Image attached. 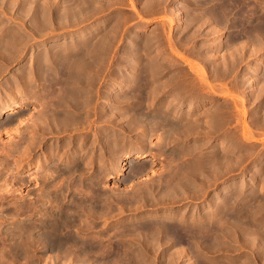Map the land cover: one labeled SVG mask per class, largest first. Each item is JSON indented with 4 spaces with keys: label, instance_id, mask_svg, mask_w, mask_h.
<instances>
[{
    "label": "rangeland",
    "instance_id": "1",
    "mask_svg": "<svg viewBox=\"0 0 264 264\" xmlns=\"http://www.w3.org/2000/svg\"><path fill=\"white\" fill-rule=\"evenodd\" d=\"M39 1L40 0H36V1L35 0L30 1L29 0L27 2H26V0H0V54L1 53L5 54L4 56H3V54L0 55L2 57V58H0L1 62H2V64H1L2 66L0 65V70H1V72H0V101L2 100L3 94H7L8 92H9L8 94H10V92H13L14 90H15L14 92L18 91L19 95H18V97H16V103L18 105L20 104V106L16 109V113H17L16 115L17 116L19 115L18 117L22 121L21 124H19L18 121H14L15 123L12 122L11 123L12 125L10 124L9 126L8 125L6 126L2 123V122H4V116L0 117V151L2 150L5 153L4 154L2 151H1L2 153L0 152V159L2 160V161L0 160V162H5V165L7 163L8 164L14 163L13 157H15L19 154L18 153H17V155H16V153L7 154L5 150H10L11 149L10 147L13 145V143L15 145V142H17L16 140L18 138L23 140V138L25 137L24 138L25 141L23 144L24 147L26 146V143L30 144V142L27 141L28 140L27 138L30 135V133L28 132V129L30 127L29 124H31L33 122L30 119L32 118L34 120V117H35V115H37L36 113L38 112V110H37L38 106L35 107V103L33 100L31 101V103L29 101V98H33V97L31 95H29V97H28V95H27L29 93V91H27V89H28L27 83H25L26 85L24 84L23 85L24 87L22 86V88L20 90H18L19 88H17V86L19 84L18 81L23 82L24 80H29L27 77L28 73L32 72L34 67L36 66V64H34L35 61H33V60H35V58L40 54H43L45 52L48 53L49 51H51V53L56 52L59 54H61L63 52L64 53L69 52L72 55L74 53H78V51H79V56L83 60L79 64L81 66L85 65L84 68L83 67L82 68L85 69L86 73L88 71V74L92 75L93 78L98 76L95 78L98 80L96 81L92 78L93 81H91L90 84L92 85L91 88H93V90L95 88L94 91L95 92L98 91V93H99L98 98H96L94 103H93V105L95 103H97L96 105H94L95 111H96L95 112L96 117L94 119H95V121H97L99 123V125H97L98 124L97 122H94V125H92L93 127L92 126L88 127V124H89V121H88L87 126L85 127L86 130L84 129L83 131H81V133L74 134L72 137H71V135H69V133H67V134L64 133L58 138L53 137L51 139L47 136V139H48L47 142L49 143L51 141H61V143H62V142H65L69 139H72L75 141L72 144V150H74L76 148V146H78V143H79L78 141L80 140V138H77V137L86 136L84 138L85 140L83 143L82 151L84 150V152H86V151L90 152L91 151L90 150L91 149L90 148L91 147V141L93 139L92 136H93V134L97 133L98 140H99V138H100V140H99V142H97V144H95L94 155L97 157V155L99 156V154H100V156H101L100 158L103 160V159H105L107 154L104 153V151H106V150L102 149L104 147L101 146V144H100L103 142L101 136L99 135V133L101 132L100 130H108V129H110V127L111 128L115 127L114 129H112L114 131H116V128H117V130H120V129L125 130L124 127H128V123H126V122H128L129 116H127V115H131L134 112V110H133L134 106H132V105H134L135 101H137L134 99V98H136L135 93L138 94V92H136L137 91L136 87H135L136 91H135V89L133 90L134 91L133 92L134 95H133L132 91H131L132 88H129V90H128L126 83H123L122 87H121V91L117 92L118 94L114 98L115 101H113V105H112V103L109 102V99L113 96V94H112V93H114L113 91L115 89H117L115 83L119 82V81H123L124 75L122 72H126L128 70L127 67L131 68V66H133L134 54L140 55L138 67L142 72V75L140 72V75L143 78L141 80V85H143V89L146 88V90L142 89L141 90L142 92L140 91L141 95H144V98H145V99L143 97L140 98V99L144 100V101L142 100L141 103H142V105L148 104L149 106L152 104V106H150V107L148 106V107L150 110L151 109L153 110V109L157 108V106L159 107L160 106L159 104H165L166 101H169L172 98V94L176 92L175 88L176 87L179 88V86H180V85L177 86L175 84L181 83V81L183 82L181 85H184L185 89L181 86L179 88V89H182V91L180 90V92H182V93H190V91H189L191 89L190 86H194V88H196V85H197V87H198V85L200 84L199 81H198L199 84L197 82H194V84L195 83L196 84L190 85V86H189V84H193V83L188 82L190 80L197 81L196 79L198 77H200L199 75H197V73L193 72L194 70L199 71V69H201V68L203 70H206L205 73L208 72L207 73L208 76H207V74H206V76L208 77L209 84L211 85L212 82L210 83V80L214 79L213 78L214 74L212 72L213 70H211L213 64H214V66H216L217 64L219 65L220 63H223L222 57L225 58V62H226L225 64H227V62L229 60L228 58H230L231 55H233V52L236 51L234 54H236V56H237V54L239 55L238 59L244 57L241 59L242 61L239 60L238 62H235L234 63L235 65H233L234 69L232 68V71L225 73L227 75H225L226 77L224 76L225 77L224 79L220 77L222 80L219 79V81H218L216 79H218L219 77L215 78L216 82L213 81L212 84H213V86L215 85L217 87L214 86L213 92L211 94H209L210 96L209 95L205 96V98L202 99L203 102L200 103V101H196L195 98L194 99L192 98L194 100L193 102H194L196 108L192 112L193 115L191 114L189 116V118L191 117L192 119L190 118L188 121H189V123H190V121L192 123V121L194 119H196V120H198V119L203 120L204 119L203 121L208 120V122H210L209 119L207 117H206L207 118L206 119L205 116L203 117V115L201 113H204V112L207 113V112L213 110L214 106H221V107H227L228 106V107H230V106H232V105H234L240 101L238 103L239 105L236 104L238 116L236 114L237 117H235V118H237V120H238L241 117L240 119L244 122L245 128L248 129L249 131H251L252 134H254L253 135L254 138L250 141L245 140L243 138V136L241 135V129L239 126H237V130L233 129L234 125L236 124L235 122H237V121H233L229 125V127H231V126L232 127L226 131L227 133H223L222 134L223 136L220 135L221 137L219 136V134H215V135H213L214 137L208 136L205 139H200V140L198 139L197 140L196 135L191 134L190 136H188L186 138V140H188V141H186L185 138H183L182 140L185 142V144L187 146L185 145L186 146L185 152H183V155L180 156V157H183V159L188 160L186 163L191 165V162L195 161V159L197 160L199 158L198 159L199 162L204 164L205 162H208V161L211 162V161L216 160L217 158H220V156L222 154L224 159H228V160L232 161V163H231V166L233 168L232 171L226 175L224 174L222 176V178H218L214 182L212 181L213 183L211 181H208L206 184V181L201 179L202 177L197 178L196 177V176H198L197 174H195V176H193L194 173L192 172V169H191V167H193V166L190 167V165H189V167L186 168V171L188 170L187 174L189 175L188 179L191 180V176H192V179L196 177L198 180L197 179H194V180L198 181V184L202 182V183L206 184L207 186L206 187L204 186L202 189L196 191V193H190L191 195L188 194L189 196H187L185 198L186 200H182L179 202H173L174 204L170 203L171 201L168 199L169 196L166 197L167 195L166 196L164 195L165 194L164 191H161V192L157 191L158 190L157 186L161 183L164 184L166 176H167L165 171H168L166 168L167 163H165V162H167V157L164 156L163 154L166 155L170 151L168 149V150H166V152L165 151L161 152L156 147V146H160L161 143H159V142H161V140H162L161 138L158 139V137H160V136L162 137V134H161L162 130L157 129L158 132L156 130V132L155 131H154V133L152 132V134H154V135H151V141H152V144H154V147L152 146V148L148 149V153L150 154L149 158H153V161L148 162L146 160H142L139 162H133V161L131 162L132 159H129L130 157L125 159L123 171L121 172V174L108 176L101 181V183H103V185L100 183L99 192L104 198L106 196H108L110 198V200H109V198L107 199L108 200L107 202H109V205H111V208L110 209L104 208L105 209V210L103 209L104 211L103 210H97V212L99 211L98 213L95 211V214H96L95 218H94V216L93 217L92 216L87 217L88 216L87 214H85V216H83L84 215L83 214L82 215L83 217L81 216L80 219L82 220V223H85V224L80 223L81 226L80 225H79L80 227L77 226V227H79L77 229H80L82 227L80 231H83V229H84V231L88 230V232L83 231L85 233L84 235H85L86 239L89 238L88 240H94V241L102 242V244L103 243L107 244L110 241H112V242H115L118 240L122 241V240H124V238H125L124 241L126 243H131L130 241H128L129 240L128 237L126 239L125 234L127 233V235H128V232H129L128 230H127L128 231L127 232L126 229L132 228L134 226V230H135L134 233H135L137 230H139V228H137V225L139 226V224H142V222L143 223H149L148 221H150V223H151V221L153 222L155 219H160L163 216H165L166 214H172L174 216L175 220H177L179 218V216H181L183 221L186 222L187 225H190L193 230H196L199 228H200V230L203 229V231H204V229L207 230L208 236L206 234H204V235L207 236L208 239L210 238V240L215 239V243L214 244L212 243V241H214V240L210 241V240L204 239V240H206L204 242V240L200 241L198 239H194V241L195 240L197 241V242L195 241L196 243L193 242V243L187 244V242H177L175 244H168V245L164 244L159 248H149V247L145 248L143 245L142 246H140V245L136 246L137 244H136V242H134V243H131L132 244L131 247L124 248V249H127V250H125L126 253L123 252V250L120 251L121 253H124L125 255H127L128 253H129V255H134L133 257L127 255L126 256L127 258H124L125 255L123 254L124 255V256L122 255L123 258L119 255L121 257V259H120V257L118 258V256L116 257V259H118V261L116 260L117 263L116 262L113 263L115 260V256H113L112 259H111V257L106 258L107 262L108 261H109V263L111 262L110 264H264V256L261 255V258H260V254H258L259 248L262 246L263 242L255 244V246H254L253 243H251L248 240L241 239L235 233L236 230H239V228L240 229L245 228V229H247L248 232H250L252 230L253 232H251V234H253V235L260 234L262 231H264V130H263L264 128L261 127V129H262V131H261L260 128L257 129L258 125L254 126V125H256V124H254L255 121L264 119V102H262V103L255 102L257 100V98H255L256 96H254V94L259 93V89L261 87H264V48H263V46L259 47V52L257 50V53L255 51L254 52L252 51L253 46H254V45H252L253 43H250V44L248 43V45L244 44V46H246L247 48L246 47L241 48L240 45L243 44V42L245 43L247 41V38L244 35L241 36L242 34L239 30V27H237V25L234 24L235 23L234 21L236 18V17H234V15H232L233 17L231 15H229V19H228L230 22L232 21L231 22L232 25L230 24V22L228 20L225 21L224 23H222V25H220V26H222L221 28L223 29V33L220 37L213 35V33L211 31L212 26L210 27L211 24L209 22H205L206 25L203 23L202 24L203 26H202L201 23H202L203 19L209 16L206 13V15H204V18H203V15H201V13H200L203 11V8H207V7H209V4H211V3H207V2H209L207 0H183V1H181V0H166V2H165V0H158L159 4H158L157 0H152V1H157V2H151V0H149V2H148V0H147L148 5H147V2H145L146 0H140V1L135 0L136 3L134 0L133 1L132 0H122V2H121V0H113L114 2L117 1L116 4L112 0L111 1L108 0L107 2L105 0L106 3H108L110 1L115 6H113V4L111 3V6H112L111 7L110 5H107L105 2H103L102 4L105 3V5H104L105 8H103V9L98 8L95 3H94L95 6H93L92 3L91 4L85 3V6H83L84 2H80L78 0H69L71 2L66 1V0L65 1H63V0H48V2H47V0L46 1L41 0L44 3H42L41 1L39 2ZM49 1L52 2L53 5ZM60 1L62 2V4L60 3ZM186 1H189V2H186ZM245 1L247 4V7H250L247 9H250L252 11V13H254L256 15H259L261 13L260 14L261 17L264 16L263 15L264 10L260 9L261 7L263 8V6H264V0H262V1H260V0H250L249 1L248 0V2H247V0H245ZM258 1H260V2H258ZM31 2L34 5H32ZM45 2H46V4H45ZM64 2H66V3L64 4ZM73 2H74V4L79 2L82 7L81 6L77 7L76 6L77 4L74 5ZM133 2H134V7H133ZM163 2H165V3H163ZM185 2L187 3L186 5H184ZM190 2H192V3H190ZM199 2H200V4H199ZM205 2L207 5L204 4V6H202L203 3H205ZM40 3L43 4L42 8H41V6L39 7ZM162 3L165 5H163ZM193 3H195L196 5ZM28 4H30L32 6H30ZM36 4L38 5V7L36 6ZM143 4H144V6H143ZM155 4H158V6L155 7ZM160 4L162 6H160ZM197 4H199V5H197ZM44 5H46V6H44ZM54 5H57L58 8ZM63 5H65V6H63ZM72 5L74 7H71ZM146 5L148 6V8L146 7ZM254 5L256 6V8ZM43 6H44V8H43ZM60 6L63 8L61 10V12L59 11ZM106 6L107 7L110 6V7L107 8ZM166 6H167V9H166ZM191 6H192V8H191ZM196 6H197V8H196ZM45 7H46V9H48L49 13L48 12L45 13L47 11V10L46 11L44 10ZM47 7H49V8H47ZM86 7H88V9L89 8L90 9L88 10V9H86ZM92 7L96 8V10L94 11L95 13L93 12L94 9L91 11ZM132 7H133V9H131ZM145 7H146V10H145ZM150 7H151V9H153V11L151 9L149 10ZM153 7H155V8H153ZM175 7L177 9L180 8L179 10L181 12H179V13H181V16L179 13H177V16L174 15V17H173V13H171V12H173L175 10ZM54 8H56V9H54ZM112 8H114V9H112ZM159 8L161 10H159ZM198 8L202 11L198 10ZM251 8H253V9H251ZM36 9H38V10H36ZM57 9H58V12H60V14L64 13V15L65 14L71 15V13H70L71 11L73 13L76 11H80L78 13H80L81 18L83 17V21L82 22L80 21V23H78L79 24V26H78V25H76L77 23L73 24L74 21L73 22L71 21V19H72L71 16L69 17V19L68 18L65 19L66 20L65 21L64 18H66V15H65V17H61L58 15H57L58 16L57 17V16L53 15L54 20L52 22V24H53L52 26L42 25L44 20L48 19L50 17L51 12L55 11ZM64 9L67 12L64 11ZM70 9H71V11H70ZM104 9L105 10L107 9V10L104 11ZM34 10H35V12H33ZM133 10L137 11V14ZM147 10L150 12H148ZM162 10H164V11H162ZM193 10H194V12H193ZM254 10H256L257 12H254ZM96 11L97 12L99 11L97 13V15H95ZM260 11H262V12H260ZM40 13L42 15H40ZM83 13H84V15H83ZM89 13L93 14V15L90 17ZM164 13H166V14H164ZM170 13L172 15H170ZM191 13L193 15L191 16V18H188ZM195 13H197V14H195ZM138 14H139V16H138ZM35 15L38 17L37 18L34 17ZM186 15H187V17H186ZM98 16H99V18H97ZM169 16L174 18V20L171 19V17H169ZM199 16L200 17L202 16V19ZM87 17H90L89 18L90 21ZM185 17H186V19H185ZM85 18L88 20H86ZM194 18H196V19H194ZM188 19H190V20H188ZM191 21H192V23H190ZM198 22H199L200 27L198 26ZM70 23H72V24H70ZM187 23H190V24H187ZM225 23L227 24V26H225L226 25ZM120 24L123 27V29L120 26ZM169 24H170V26H169ZM64 25H66V26L64 27ZM69 25L71 26L70 29H69ZM179 25H180V27H179ZM188 25L190 27L187 28L186 26H188ZM11 26L13 29L11 28ZM83 26H86V29L83 28ZM116 26H118V27H116ZM66 27H67V29H65ZM88 27H91L94 29L93 33H91V31H90L91 28H88ZM198 27L201 29V31ZM118 28H121L122 30H120ZM209 28H211V29H209ZM71 29L73 31H71ZM78 29H80V30H78ZM83 29H85V31ZM114 29H117L119 31H117V33H115ZM195 29L198 31L194 32ZM110 31L113 33H111ZM125 31H127V32H125ZM236 31H238V32H236ZM15 32L18 34L15 35L16 34ZM125 33H126V35H125ZM132 33H133V35H132ZM134 33L137 36L136 35L134 36ZM154 33H156V34H154ZM207 33H209V34H207ZM210 33H212V34H210ZM236 33H238V34H236ZM20 34H22V35H20ZM101 34H103V35H101ZM106 34L110 35V36L108 37ZM112 34L115 35L116 37L118 34V37L115 39L114 38L115 36H113ZM157 34H160V35L157 36ZM25 35L27 36V38ZM129 35H131V36H129ZM140 35L143 38H141ZM145 35L146 36L148 35V37H146ZM151 35L153 37L155 36L153 38L154 42L151 39L152 38ZM195 35L198 37L196 38ZM238 35H239V37L240 36L241 37L240 38L237 37ZM92 37H94V38H92ZM103 37H105V38H103ZM106 37H108V38H106ZM111 37H112V39H111ZM156 37H158V39ZM236 37L239 38V40H235V39H237ZM242 37H245V38L242 40ZM232 38H234V39H232ZM65 39L67 40V42ZM144 39H145V44L147 45V43H148L150 46L149 45L146 46L143 43ZM170 39H171V41L174 42L173 43L174 45L170 44V43H172L171 41H169ZM105 40L109 41V42H107V44H106ZM88 41L91 45L89 43H87ZM129 41H131V42H129ZM135 41H138V43ZM156 41H158V42H156ZM149 42H151V43L153 42L152 44H153L154 49L151 47L152 44ZM218 42L221 43L219 50L214 49V48H216V45ZM77 43H79L80 45L79 44L77 45ZM103 43H104V45H103ZM111 43H113V44H111ZM184 43L187 45H185ZM71 44L73 45V48L71 47L72 46ZM159 44H160V46H159ZM224 44H225V46H223ZM68 45L69 46L71 45L70 47L72 49H70V47ZM141 45H143L145 47H143ZM155 45H156V49H155ZM205 45H206V47H205ZM163 46H164V48L165 47L166 48L164 49ZM61 47L62 48L64 47L65 49L63 48V50H65V51L68 47V49H67L68 51L67 52L63 51ZM79 47L81 49L85 48L84 51L80 50ZM158 47H159V49H157ZM236 47H238V48H236ZM92 48H94V49H92ZM146 48H149V51H148V49L146 51ZM173 48L175 49V52L172 50ZM199 48H201V49H199ZM54 49H55V51H54ZM73 49H76L77 51L75 50V52H74ZM88 49L94 55L92 53H90L88 51ZM260 49H262V50L260 51ZM157 50H159L160 54ZM229 50H230V53H229ZM240 50H242L241 53H243L245 56L243 54L241 56ZM80 51H82V52H80ZM86 51H87V53H86ZM40 52H42V53H40ZM122 52L125 55H122ZM155 52H157V53H155ZM161 52H162V54H161ZM13 53L16 55V57L14 56L15 58L13 57V55H14ZM80 53H81V55H80ZM82 53H83L84 58L82 56ZM253 53H254V55H253ZM126 54L131 56V57L128 56L126 58V56H127ZM197 54L200 56H197ZM201 54L203 55L202 58L206 55L204 58L205 60L201 58ZM214 54H216V55H214ZM222 54H223V56H222ZM33 56H36V57H33ZM213 56H215L216 58L217 57L219 58V56H222L221 58H219V59H221V61L218 58L216 59ZM4 57L6 58V60ZM85 57L89 61L86 60ZM162 57H164V58H162ZM212 57H213V59L215 58V60H213ZM3 58H4V60H3ZM93 58H94V60H92ZM84 59H85V61H84ZM95 59H96V61H95ZM201 59L204 61H202ZM141 60H143V61H141ZM4 61H6V62H4ZM31 61H33V62H31ZM86 61H88V62H86ZM128 62H131V63H128ZM150 62H152V63H150ZM239 62H241V63L243 62V63L241 64ZM92 63L95 64L96 66L91 65ZM156 63L159 64L160 66L157 65ZM129 64H131V65H129ZM32 65H34V66H32ZM154 65H155V67L157 66V70H156V68L154 69ZM162 65H164V66H162ZM87 66L89 67V69ZM92 66H94V69ZM255 66H257V67H255ZM223 67H224V65H223ZM237 67H238V69H237ZM118 68L121 69V70H119V72H118ZM163 68H165V69H163ZM161 69H162V71H160ZM190 69H191V72L193 73L192 75H190L191 74ZM92 70H94V71L96 70V71L93 72ZM142 70H145V71H142ZM150 70H152V71H150ZM148 71H150V72H148ZM163 71H165V72L162 73ZM22 72H23V74H22ZM113 72H116V73H113ZM156 72H158L159 75H158V73L156 74ZM186 73H189V74H186ZM254 73H256V76L258 78L261 77L260 79H258L259 82H257V83L255 82L256 84L254 82L252 84V82H250L251 80H249L251 77L250 75H253ZM13 75L15 77H13ZM21 75H23V76L25 75L24 79H21ZM93 75H95V77ZM157 75L160 77L157 78ZM148 76L150 77V79L152 76L154 78H152V80H150ZM174 76H175V78L176 77L177 78L175 79ZM209 76H210V78H209ZM183 77L187 78L186 81H185V78H183ZM190 77H194L195 79H191ZM25 78H27V79H25ZM147 78L149 79V81H147L148 80ZM181 78H182V80L180 81ZM117 79H118V81H117ZM166 79H167V81H166ZM169 80H170V82H169ZM198 80H199V78H198ZM89 81L90 80H88L85 85H87L89 83ZM94 81H96V82L94 83ZM163 81H165L167 83H164ZM241 81L243 83H245V85L243 83H241ZM4 82H5V84H4ZM29 82H31V81L29 80ZM146 82H148L150 84H148ZM158 82L161 84H158ZM184 82H185V84H184ZM10 83H11L12 87L10 86ZM145 83L147 86H144ZM153 83H154V85H153ZM155 83L158 85V87L160 86L159 88H161V89L157 88L156 89L157 91L156 90L153 91L154 94L157 95L156 98L154 97L155 95L153 93H151L152 87L153 86L157 87ZM94 84H96V87ZM186 84H187V87L189 88V90H187L188 88H186ZM5 85H7V86H5ZM134 85H136V83ZM168 85H169V87H168ZM171 85H173V86H171ZM13 86H14V88H13ZM164 87H165V89H167V91L163 89ZM108 89L110 90L111 93L108 92L109 94L104 96L106 94L105 92L108 91ZM149 89L151 90L150 92H149ZM158 89H159V91H158ZM172 89H173V91H172ZM179 89H178V91H179ZM192 89H193V87H192ZM9 90H11V91H9ZM174 90H175V92H174ZM185 90H186V92H184ZM194 90L195 89L191 90L192 91L191 93H193ZM25 92L27 94H25ZM30 92H32V91H30ZM250 92H252L253 94ZM142 93H144V94H142ZM146 93L148 94V96L146 95ZM149 93H151V95L153 94L152 97ZM128 94H129V96H128ZM132 95L135 97H133ZM252 95L254 96V98ZM131 96L133 98H131ZM191 96H189V95L184 96L185 98L188 97L184 103L189 102L191 100V98H190ZM125 97L131 98V99H126ZM124 98H125V100H123ZM189 98H190V100H188ZM106 99H108V100H106ZM117 99L120 101L119 103H118ZM246 99H247V101H246ZM236 100H237V102H236ZM121 101H123L124 104ZM115 103L117 104V107H115L116 106V105H114ZM179 104H180L179 102H178V104L176 102L174 103L175 107H174L172 112L175 111L176 113L177 112H182V113L184 112L185 113L187 107L184 106V104H181V105H179ZM97 106H100V107H97ZM161 106H163V105H161ZM124 107L127 109V113L125 114V116L124 115L119 116V115H121L122 109H125ZM96 108H98V109H96ZM119 108H122V109H119ZM2 109H3V107L0 109V112ZM241 109H243V110H241ZM257 109H259V110H257ZM103 110H104V112H102ZM19 111H20V114H19ZM112 111H113V115H111ZM239 111L242 113H240ZM255 111H257V112H255ZM243 112H244V114H243ZM107 113L109 115H107ZM114 113H116L115 117H114V115H115ZM117 113H119V115ZM129 113H131V114H129ZM21 114H22V118H21ZM185 115H187V114H185ZM185 115L182 116V119H183L182 122L184 121V119L187 118ZM104 116L106 119L111 118V119H109V121L114 123L115 125L114 124L112 125V123H111L110 127L109 128L107 127V129H106L107 124L105 123L106 119L104 118ZM106 116H109V117H106ZM100 118H101V120H99L100 121L99 122L97 119H100ZM178 118H180V117H178ZM88 120H90V119H88ZM103 120L105 122H103ZM210 120H211V116H210ZM24 121H25V123H29L28 125L25 124L26 126H28L27 129L23 125ZM95 123H97V124H95ZM236 125H239V124H236ZM89 128L91 131L88 130ZM16 129H18L17 132H15ZM127 129H129V127L126 128V130ZM23 130H25V131H23ZM87 130H88V132H86V134H85L84 131H87ZM131 130H128V132L125 136V141L129 142V146H130V144L132 146H135L137 143V139H135V138L140 135L138 132H140L141 129L138 132H136L138 129L136 130L135 128H133ZM235 131H237V132H235ZM18 132H20V133H18ZM228 132L229 133L231 132L232 136H230L231 134L229 135ZM159 133H160V136H159ZM69 136H70V138H69ZM54 138H56V139H54ZM132 139H133V141H132ZM134 139H135V141H134ZM19 142H20V140H19ZM89 142H90V144H89ZM11 143H12V145H11ZM173 143H172V145L170 144L171 146L169 145L171 147V150L175 149V147L178 145L177 142L176 143L173 142ZM220 143H224V144L226 143V147L223 148V150L219 149ZM8 144H10L11 146L9 147ZM28 144H27V146H29V147L26 146V148L27 149L29 148L30 150L32 149L31 150L32 152L30 151V154H27L28 158L25 156L24 158H21L20 162H17L16 167L19 166V169L16 170V173L14 175H11L10 172H6L7 169L10 167V165L8 166V164H7V166H5V167H7L6 170L3 167L0 168V175H2L3 177L5 176V178L0 177V183H1L0 188L1 187L4 188L5 184L6 185L8 184L7 185V191H5L6 193L4 192L5 195H4V193H3V195L1 194L2 195L1 197H3V198L0 199V206L2 207V208L0 207V231H4L6 229H12L13 226L15 225V222H13V220L11 221V217H10L12 210H13V207H14L13 204L16 203L15 201H18L20 199H22V200H29V199L31 200L32 199L33 200L35 198V196L37 195V193L40 192V190H41V188H40V182L41 181L39 180V182H37L35 180V179H38V178H36V176L38 177L37 174L39 173L37 170V163L36 162L41 160L40 158L43 156L42 155L43 154L42 149H43L44 145H38L37 144L38 146L36 147L35 144H33V145H28ZM6 145H8V146H6ZM227 145L229 147H227ZM132 146H131V148H126V150H128V151H124V152L117 151L118 153H116V154L120 155V154L126 153V152L133 154V153L137 152L138 149H136L135 147H132ZM34 147H36V149ZM61 152L62 151H60V153ZM158 153H160V154H158ZM40 154H41V156H40ZM116 154H115V156H116ZM1 155L3 156V158ZM160 155H163V157ZM115 156H114V159H112V162L111 161L110 162L103 161L104 162L103 163L102 160H101V162L104 164V166L106 168H108L113 164V160H115V158L118 157V156H116V157ZM222 156H221V158H222ZM96 157H95V161H96L95 164L96 165L94 166V172H96L98 170L97 164L100 161V159H98L99 157L98 158H96ZM6 160H9V161H6ZM234 160H235V162H237V161L238 162L235 164ZM64 162H65V160H63V163ZM106 162H107V164H105ZM239 162H240V164H239ZM134 164H137L138 166H141V165L146 166L147 165L148 170L146 172H144L143 174L136 175L135 177H132L129 179L128 177L130 175H128V174H130V166L134 165ZM151 164H152V166H151ZM182 165L183 164H181V166ZM200 165H202V164H200ZM149 166L153 167L151 169V171L149 169ZM234 169H236V170H234ZM8 173H9V175H8ZM12 177H15V178H12ZM16 178H19V179H16ZM12 179L13 180L15 179V180L13 181ZM6 180H7V183H6ZM149 182H150V184H149ZM153 183H154V185H153ZM213 184H215V185H213ZM104 186H105V188H104ZM154 186H155V188H154ZM150 187L151 188L153 187L152 191L148 190V188H150ZM3 188H1V189H3ZM149 192H151V194ZM162 192H164V194ZM193 194H195V195H193ZM196 196H197V198H196ZM111 197L113 198V200L111 199ZM150 197H153L152 199L157 200V202L152 201V199ZM166 198L170 202H168L166 200ZM212 198H214V201L212 200ZM129 200H132V201H129ZM211 202H213V204ZM10 203H11V205H10ZM152 203H153V205H151ZM128 206L129 207L132 206L131 209H129ZM106 210H108V211H106ZM101 213H103V214H101ZM246 221H248V222H246ZM221 224H222V226H221ZM82 225H84V226H82ZM204 232L206 233V231H204ZM129 233H133V232H129ZM121 235H122V238H121ZM210 235H211V237H210ZM191 241H193V239H191ZM105 242H107V243H105ZM112 242H110V243H112ZM166 245H167V247H166ZM171 245H172V247H171ZM113 248H111L112 251H114V249H115V248L114 249ZM128 248H132L133 251L131 249H129V250H131V251H129ZM160 250H162V251H160ZM45 255H44L45 258L47 256H50V257L52 256L51 260H48L46 262L44 260H42L40 262H31L29 260L18 259V258H14L12 256H7L5 259H3V261H5L6 264L8 262H10L11 264H73V263L74 264H102L104 261H106V259L105 260L104 259H102V260H99V259H88L87 260L86 259V260L76 261V259L70 260L68 258L62 259V260L61 259L56 260L54 258L55 257L54 253L49 252ZM38 256H39V254H38ZM69 260H70V262H69ZM107 262H105V264H109Z\"/></svg>",
    "mask_w": 264,
    "mask_h": 264
},
{
    "label": "bare ground",
    "instance_id": "2",
    "mask_svg": "<svg viewBox=\"0 0 264 264\" xmlns=\"http://www.w3.org/2000/svg\"><path fill=\"white\" fill-rule=\"evenodd\" d=\"M29 1V0H26V2ZM31 1V0H30ZM34 1V0H32ZM36 1V0H35ZM41 1V0H40ZM39 1V2H40ZM46 1V0H45ZM65 1V0H63ZM66 1H69V0H66ZM80 2H84V5L85 6V3H92L93 6L94 3L96 4V6L100 9H103L105 8L104 5L105 3L108 1L105 0H78ZM111 1V0H110ZM108 2L106 3L107 5H110L111 6V3L112 2ZM113 1V0H112ZM133 1V0H132ZM135 1V0H134ZM138 1V0H137ZM140 1V0H139ZM158 1V0H157ZM157 1H152L151 2H157ZM183 1V0H181ZM209 1V2H207ZM206 2L207 3H211L209 4V7L207 8H203V11L200 10L198 8V10L202 11L200 12L201 15H203V18H204V15H209L208 17L204 18L203 21L201 20L202 19V16L199 18L202 23L201 25L205 22H209L211 25L210 27L212 28H209L211 29L213 35L215 36H218L220 37L223 33V29L221 28L222 26V23H224L225 21H227L229 19V15H234L235 18V23L237 25V27H239V30L241 32V36H245L247 38V41L243 44H241V48H244L246 46H244V44H247L248 43H253L252 45L253 46V52L255 51L257 53V50L259 52V47L263 46L264 48V14L262 15L263 17H261V13L262 11H260L259 15H256L254 13H252V11L250 9H247V8H250V7H247V4H246V1L245 0H207ZM250 1V0H249ZM262 1V0H260ZM258 1V2H260ZM42 3H44L43 1H41ZM48 2V0H47ZM50 2V1H49ZM58 2V1H57ZM71 2V1H69ZM103 2H105L104 4H102ZM114 2V1H113ZM117 2V1H116ZM116 2H114L116 4ZM122 2V0H121ZM147 2V0L145 1ZM149 2V0H148ZM148 2H147V5H148ZM162 2V1H161ZM160 2V3H161ZM166 2V0H165ZM163 2V3H165ZM180 2V1H179ZM186 2H189V1H186ZM185 2L184 5H186L187 3ZM203 3L202 6H204ZM248 2V0H247ZM32 3V2H31ZM52 4V2H50ZM60 3L62 4V2L60 1ZM66 2H64L65 4ZM110 3V4H109ZM136 3V1H135ZM140 3V2H139ZM162 3V4H163ZM184 3V2H183ZM192 3V2H190ZM262 3V2H261ZM46 4V2H45ZM74 4V2H73ZM77 4V5H76ZM76 5L77 7L81 6V4L79 2H77ZM80 4V5H79ZM113 4V3H112ZM138 4V3H137ZM145 4V3H144ZM143 4V6H144ZM158 4H159V1H158ZM158 4H155V7L158 6ZM195 4V3H193ZM192 4V5H193ZM200 4V2H199ZM197 4V5H199ZM249 4V3H248ZM30 5V4H28ZM32 5H34L32 3ZM30 5V6H32ZM42 5L43 4H39V7L41 6L42 8ZM48 5V4H47ZM50 5V4H49ZM53 5V4H52ZM71 5V4H70ZM87 5V4H86ZM118 5V4H117ZM136 5V4H135ZM146 5V7L148 8V6ZM165 5V4H163ZM191 5V4H190ZM196 5V4H195ZM207 5V4H206ZM36 6L38 7V5L36 4ZM46 6V5H44ZM43 6V8H44ZM58 8L57 5H54ZM65 6V5H63ZM75 6V7H76ZM108 6V7H110ZM113 6H115L113 4ZM150 6V5H149ZM160 6H162L160 4ZM182 6V5H181ZM194 6V5H193ZM201 6V7H202ZM255 6V5H254ZM253 6V7H254ZM34 7V6H33ZM51 7V6H50ZM71 7H74L73 5ZM76 7V8H77ZM82 7V6H81ZM91 7V6H90ZM107 7V6H106ZM107 7V8H108ZM112 7V6H111ZM133 7H134V2H133ZM133 7L131 9H133ZM146 7H145V10H146ZM153 7V8H155ZM172 7V6H171ZM184 7V6H183ZM206 7V6H205ZM259 7V6H258ZM36 8V7H35ZM49 8V7H47ZM75 8V9H76ZM163 8V7H162ZM190 8V7H189ZM192 8V6H191ZM197 8V6H196ZM256 8V6H255ZM39 9V8H38ZM36 9V10H38ZM56 9V8H54ZM63 8L60 6L59 7V11L61 12ZM66 9V8H65ZM64 9V11H66ZM73 9V8H72ZM74 9V10H75ZM86 9H88V7H86ZM90 9V8H89ZM88 9V10H89ZM94 9V10H93ZM111 9V8H110ZM114 9V8H112ZM151 9V7L149 8V10ZM157 9V8H156ZM166 9H167V6H166ZM180 8H176L175 7V10L171 13H173V17L174 15L177 16V13L181 12L179 10ZM186 9V8H185ZM253 9V8H251ZM260 9H263L264 10V6L263 8L261 7ZM43 10V9H42ZM46 12L45 13H49L48 9H44ZM81 10V9H80ZM93 10V12L96 10V8L92 7L91 11ZM99 10V9H98ZM107 10V9H106ZM104 9V11H106ZM109 10V9H108ZM153 11V9H151ZM159 10H161L159 8ZM173 10V9H172ZM171 10V11H172ZM182 10V9H181ZM195 10V9H194ZM193 10V12H194ZM257 10V9H256ZM256 10H254V12H257ZM52 11V10H51ZM71 11V9H70ZM85 11V10H84ZM103 11V12H104ZM136 14H137V11L133 10ZM148 11V10H147ZM146 11V12H147ZM164 11V10H162ZM187 11V10H186ZM185 11V12H186ZM192 11V10H191ZM35 12V10L33 11ZM43 12V11H42ZM60 12H58V9L55 10V11H52L51 12V15L48 19H45L44 22L42 23V25L44 26H52V22L54 20V16H61V17H65L64 13L63 14H60ZM67 12V11H66ZM65 12V13H66ZM69 12V11H68ZM80 11H76V12H70V14L66 15V18L65 19H69V17L71 16V21L73 22V24L77 23L76 25L79 26L78 23H80V21L82 22L83 21V17L81 18L80 17V13H78ZM90 12V11H89ZM99 12V11H98ZM96 11V14L98 13ZM102 12V11H101ZM150 12V11H148ZM168 12V11H167ZM188 12V11H187ZM192 12V13H193ZM197 12V11H196ZM44 13V12H43ZM73 13V14H72ZM86 13V12H85ZM95 13V12H94ZM169 13V12H168ZM170 13V15H172ZM190 14V16L188 18H191V16L193 14ZM88 14V13H87ZM86 14V15H87ZM90 14V13H89ZM101 14V13H100ZM99 14V15H100ZM166 14V13H164ZM180 16H181V13H179ZM185 14V13H184ZM187 14V13H186ZM197 14V13H195ZM40 15H42L40 13ZM82 15V14H81ZM84 15V13H83ZM82 15V16H83ZM93 14H90V17L92 16ZM199 15V14H198ZM236 15V16H235ZM57 16V17H58ZM139 16V14H138ZM150 16V15H149ZM185 16V15H184ZM195 16V15H194ZM33 17V16H32ZM34 17H38V16H34ZM86 17V16H85ZM90 17H87L88 19ZM171 17V16H169ZM187 17V15H186ZM185 17V19H186ZM233 17V16H232ZM93 18V17H92ZM99 18V16L97 17ZM124 18V17H123ZM133 18V17H132ZM176 18V17H175ZM86 19V18H85ZM86 19V20H88ZM171 19L174 20V18L171 17ZM196 19V18H194ZM198 19V18H197ZM98 20V19H97ZM127 20V19H126ZM170 20V19H169ZM190 20V19H188ZM192 20V19H191ZM66 21V20H65ZM70 21V20H69ZM90 21V19H89ZM93 21V20H92ZM106 21V20H105ZM125 21V20H124ZM123 21V22H124ZM187 21V20H186ZM229 21V20H228ZM94 22V21H93ZM97 22V21H96ZM102 22V21H101ZM230 22V21H229ZM232 22V21H231ZM230 22V24L232 25V23ZM8 23V22H7ZM6 23V24H7ZM85 23V22H84ZM176 23V22H175ZM192 23V21L190 22ZM190 23H187V24H190ZM208 23V24H209ZM72 24V23H70ZM178 24V23H177ZM180 24V23H179ZM226 24V23H225ZM10 25V24H9ZM68 25V24H67ZM116 25V24H115ZM206 25V24H205ZM230 25V26H231ZM66 25H64L65 27ZM75 26V25H74ZM73 26V27H74ZM95 26V25H94ZM121 26V24H120ZM119 26V27H120ZM170 26V24H169ZM198 26H199V22H198ZM203 26V25H202ZM227 26V24L225 25ZM14 27V26H13ZM70 25H69V29H70ZM76 27V26H75ZM115 27V26H114ZM118 27V26H116ZM122 27V26H121ZM180 27V25H179ZM187 28L190 27L189 25L186 26ZM200 27V26H199ZM198 27V28H199ZM236 27V28H237ZM12 28V26H11ZM81 28V27H80ZM83 28L86 29V26H83ZM88 28H91V27H88ZM235 28V29H236ZM13 29V28H12ZM18 29V28H17ZM16 29V30H17ZM67 29V27L65 28ZM77 29V28H76ZM82 29V28H81ZM85 29H83L85 31ZM120 30L122 29L121 28H118ZM130 29V28H129ZM128 29V30H129ZM197 29V28H196ZM194 32H197L198 30H196ZM200 29V28H199ZM9 30V29H8ZM80 30V29H78ZM82 30V31H83ZM115 30V33H117V29H114ZM71 31H73L71 29ZM76 31V30H75ZM88 31V30H87ZM91 33H93L94 29L91 28L90 29ZM112 31V30H111ZM110 31V32H111ZM132 31V30H131ZM135 31V30H134ZM133 31V32H134ZM201 31V29H200ZM199 31V32H200ZM209 31V30H208ZM210 31V32H211ZM9 32V31H8ZM78 32V31H77ZM122 32V31H121ZM120 32V33H121ZM127 32V31H125ZM138 32V31H137ZM136 32V33H137ZM238 32V31H236ZM16 33V32H15ZM14 33V34H15ZM73 33V32H72ZM113 33V32H111ZM110 33V34H111ZM188 33V32H187ZM210 33V34H212ZM13 34V33H12ZM18 33H16L15 35H17ZM23 34V33H22ZM20 34V35H22ZM76 34V33H75ZM80 34V33H79ZM89 34V33H88ZM119 34V33H118ZM118 34H117V37H118ZM156 34V33H154ZM205 34V33H204ZM209 34V33H207ZM238 34V33H236ZM24 35V34H23ZM87 35V34H86ZM92 35V34H91ZM103 35V34H101ZM107 35V34H106ZM113 35V34H112ZM111 35V36H112ZM121 35V34H120ZM124 35V34H123ZM126 35V33H125ZM133 35V33H132ZM136 34L134 33V36ZM160 35V34H157V36ZM206 35V34H205ZM204 35V36H205ZM26 36V35H25ZM108 37L110 35H107ZM115 36V35H113ZM131 36V35H129ZM137 36V35H136ZM146 36V35H145ZM152 36V35H151ZM162 36V35H161ZM164 36V35H163ZM196 36V35H195ZM240 36V37H241ZM21 37V36H20ZM53 37V36H52ZM106 37V38H108ZM116 36L114 37L115 39L117 38ZM133 37V36H132ZM141 37V35H140ZM148 37V35L146 36ZM155 37V36H154ZM152 36V41H153V38ZM160 37V36H159ZM198 36H196L197 38ZM203 37V36H202ZM208 37V36H207ZM233 37V36H232ZM235 37V36H234ZM239 37V35L237 36ZM236 37V38H237ZM239 37V38H240ZM245 37H242V40L245 38ZM27 38V36H26ZM89 38V37H88ZM91 38V37H90ZM94 38V37H92ZM105 38V37H103ZM129 38V37H128ZM127 38V39H128ZM143 38V37H141ZM145 38V37H144ZM158 39V37H156ZM171 38V37H170ZM217 38V37H216ZM239 38L235 39V40H239ZM112 39V37H111ZM173 39V38H172ZM234 39V38H232ZM66 40V39H65ZM75 40V39H74ZM109 40V39H108ZM133 40V39H132ZM167 40V39H166ZM165 40V41H166ZM241 40V41H242ZM106 41V40H105ZM139 41V40H138ZM138 41H135L138 43ZM151 41V40H150ZM171 41V39L169 40ZM67 42V40H66ZM75 42V41H74ZM85 42V41H84ZM107 42L109 41H106L105 43L107 44ZM131 42V41H129ZM134 42V43H135ZM148 42V41H147ZM154 42V41H153ZM152 42V43H153ZM158 42V41H156ZM172 43H170L171 45L174 43L173 41H171ZM236 42V41H235ZM240 42V41H239ZM69 43V42H68ZM83 43V42H82ZM89 43V41L87 42ZM145 44V39H144V42ZM151 43V42H149ZM151 43V44H152ZM162 43V42H161ZM168 43V42H167ZM219 43V42H218ZM216 45V48L214 49H220V44L219 43ZM66 44V43H65ZM76 44V43H75ZM79 43H77L78 45ZM90 44V43H89ZM113 44V43H111ZM185 44V43H184ZM227 44V43H226ZM53 45V44H52ZM60 45V44H59ZM62 45V44H61ZM72 45V44H71ZM70 45V46H71ZM80 45V44H79ZM83 45V44H82ZM86 45V44H85ZM84 45V46H85ZM91 45V44H90ZM89 45V46H90ZM104 45V43H103ZM110 45V44H109ZM146 45V44H145ZM147 45H149L147 43ZM146 45V46H147ZM174 45V44H173ZM187 45V44H185ZM203 45V44H202ZM69 46V45H68ZM69 46V47H70ZM108 46V45H107ZM143 46V45H141ZM150 46V45H149ZM148 46V47H149ZM158 46V45H157ZM160 46V44H159ZM190 46V45H189ZM195 46V45H194ZM225 46V44L223 45ZM232 46V45H231ZM239 46V47H240ZM60 47V46H59ZM58 47V48H59ZM73 48V45L71 46ZM70 47V49H72ZM82 47V46H81ZM145 47V46H143ZM153 48V44L151 46ZM168 47V46H167ZM175 47V46H174ZM202 47V46H201ZM206 47V45H205ZM204 47V48H205ZM230 47V46H229ZM252 47V46H251ZM54 48V47H53ZM62 48V47H61ZM64 48V47H63ZM62 48V50H63ZM76 48V47H75ZM80 48V47H79ZM108 48V47H107ZM128 48V47H127ZM164 48V46H163ZM166 48V47H165ZM164 48V49H165ZM188 48V47H187ZM235 48V47H234ZM233 48V49H234ZM238 48V47H236ZM247 48V47H246ZM49 49V48H48ZM65 49V48H64ZM68 49V47H67ZM66 49L63 50L65 52H67L68 50ZM77 49V48H76ZM76 49H73L74 52ZM85 48L81 49L80 50H83L84 51ZM90 49V48H89ZM88 49V51H89ZM94 49V48H92ZM143 49V48H142ZM141 49V50H142ZM149 51V48H146V51ZM154 49V48H153ZM155 49H156V45H155ZM159 49V47L157 48ZM162 49V48H161ZM160 49V50H161ZM170 49V48H169ZM201 49V48H199ZM45 50V49H44ZM61 50V49H60ZM72 50V51H73ZM136 50V49H135ZM144 50V49H143ZM152 50V49H151ZM150 50V51H151ZM174 52H175V49L173 48L172 49ZM238 50V49H237ZM262 49H260L261 51ZM42 51V50H41ZM55 51V49H54ZM71 51V50H70ZM77 51V50H76ZM96 51V50H95ZM94 51V52H95ZM127 51V50H126ZM125 51V52H126ZM138 51V50H137ZM145 51V50H144ZM155 51V50H154ZM153 51V52H154ZM159 52V50H157ZM163 51V50H162ZM217 51V50H216ZM232 51V50H231ZM50 52V53H49ZM48 53H43V54H40L38 55L37 57L36 56H33V57H36L35 60V63L36 66L34 67L33 71L32 72H27L28 73V79L31 81L29 82V80H24L23 82H20L18 81V86L17 88H19L18 90H20L22 88V86L27 83V91H29V93L27 94L25 92V94L28 95H31L33 98H29V101L31 103V101L33 100L34 103H35V107L38 106V112L36 113L37 115H35L34 117V120L31 118L30 120H32L31 124L29 123H25L24 121V127L27 129L28 125L29 124V129H28V132L30 133L29 137L27 138L28 142H30V144L26 143V146L27 144L28 145H33L35 144L36 147L38 145H44L43 149H42V157L40 158L41 160H39L37 163V170H38V177L36 176V178L38 179H35L37 182H39V180L41 181L40 182V192L37 193V195L35 196V198L32 200H18V201H15L13 204L14 207H13V210H12V213L10 215L11 217V221L13 220V222H15V225L13 226L12 229H6L4 231H0V264H6L5 261H3V259H5L7 256H12L14 258H18V259H25V260H29L31 262H40L42 260H44L45 262L48 261V260H51V257L50 256H47L46 258L44 257L45 254L51 252V253H54V258L56 260L58 259H70V260H73V259H76V261H80V260H88V259H99V260H102V259H106V258H109L113 256H115V260L113 263L116 262V260L118 261V259H116V257L118 256V258L124 254V253H121L120 251L123 250V252H125V250L127 249H124L126 247H131V243H134L136 242V246L140 245V246H144L145 248L149 247V248H159L161 247L162 245L164 244H175L177 242H187L188 243H193L195 242L194 239H198L200 241H203L204 239L206 240H210V238L208 239L207 236V230L204 229V231H206V233L202 230L199 229H196V230H193L191 228L190 225H187L186 222L183 221L182 217L179 216V218L177 220L174 219V216L172 214H166L165 216H163L162 218L160 219H155L153 222L151 221H148L149 223H143L142 224H139V226L137 225V228H139V230H137L135 233H134V226L132 228H128L126 229V231L128 230L129 232H133V233H129L128 231V235L127 233L125 234L126 236V239L127 237L129 238L128 241H130L131 243H126L124 240L122 241H115V242H105L107 244H102V242H98V241H94V240H88L86 239L85 237V231L83 229V231H80V229H77L79 228L81 225L80 223H82V220L80 219L81 216H85V214H87L89 216H94V218L96 217L95 215V211L97 212V210H103L104 208H108L110 209L111 208V205H109V202H107L108 200V196H106L105 198L100 194L99 192V188H100V183L103 179H105L106 177L108 176H112V175H119L121 174V172L123 171V167H124V162H125V159L129 158V159H132L131 162H139V161H142V160H146L148 162H152L153 161V158H149L150 157V154L148 153V149L149 148H152V146L154 147V144H152V141H151V135H154L152 134V132L154 133V131L156 132L157 129H160L162 130V137L160 136V133H159V138H161V143L160 146H156L161 152H166V150H170L168 154H163L164 156L167 157V163L166 164V168L168 171H165L166 172V179H165V182L164 184H159L157 187V191H164L162 192L166 197H168V199L171 201H168L167 198L166 200L170 203H173V202H179V201H182V200H186L185 198L189 195H191L190 193H196V191L202 189L204 186L206 187L207 185V182L208 181H215L216 179L218 178H222V176L225 174H228L229 172L232 171V166H231V163L232 161L231 160H228V159H224L222 154V158L220 156V158H217L216 160L214 161H211V162H205L204 164L203 163H200L199 162V158L193 162H191V165L186 163L188 160L186 159H183V157H180L183 155V152H185V148H186V144L185 142L182 140L183 138H186L188 136H190L191 134L192 135H196V139L200 140V139H205L206 137L210 136V137H214L213 135L215 134H219L222 135L223 133H227L226 131L229 130V125L233 122V121H237L235 122L236 124H239V125H234L233 129L237 130V126L240 127L241 129V135L243 136V138L247 141H250L252 140L254 137L252 134L251 131H249L248 129L245 128L244 126V122L240 119L237 120V117L238 114H237V107H236V104H238L239 102H237L236 100V104L230 106V107H221V106H214L213 107V110L207 112V113H201L203 115V117L205 116V118L207 117L209 119L210 122H208V120L206 121H203L201 119H194L191 123H189V116L192 114V112L194 111V109L196 108L195 104H194V98L196 101H202V99L205 98V96H208L209 94H211L213 92V89H214V86H213V81H215V78L219 77L220 80H222L221 78H225L227 74V72L229 71H232V68H233V65H235L234 63L235 62H238L239 60L242 61L241 59L244 58H240L238 59V54L236 56V54H234L235 52H233V55H231L230 58H228V62L227 64H225V58L222 57V56H219V58L222 57L223 59V63H220L219 65L217 64L216 66H212V69L213 70V74H214V79L210 80V83L211 85L209 84V81H208V72L205 73L206 70H203L202 68L199 69V71L197 70H194L193 72L197 73V75H199L200 77L199 80L198 78L196 79L197 81H193V80H190L188 82H191L193 84H189L190 85H195L194 82H197L199 81V85L197 87L196 85V88H194V86H190L191 89L189 90V88L187 87V84H186V88H188L187 90L190 91V93H182L180 92V90L182 91V89H179L180 86L184 88V85H181L183 82L181 81L182 78L180 79L181 83H178V84H175V85H180L179 88L176 87V92L174 90L175 93L172 94V98L169 100V101H166L165 104H159L160 106L155 109H149L150 106H152V104L149 106L147 103V105L143 104L142 105V100L143 99H140V98H144V95H141L140 91L143 89V85H141V80L143 79L142 78V72L141 70L139 69V56L140 55H137V54H134L133 56V59H134V62H133V66H131V68H128L127 67V71L126 72H122L124 77H123V81H119V82H116L115 85H116V88L112 93L113 96L109 99V102L112 103L113 105V101H115V97L117 96V92H120L121 91V87H122V84L123 83H126L127 85V89L129 90V88H132L131 91H132V94L134 95V89L135 87L137 88V91L135 89L136 92H138V94L135 93L136 95V98H134L135 100V103L133 107V114L131 115H127L129 116L128 118V127L129 129L126 130V128L128 127H124V129H120V130H117L116 128V131L112 130L114 128H111L110 127V124L112 122L109 121V119H106L105 116L104 118L106 119L105 121L103 120V122H105L107 125H106V129L107 127L110 129L108 130H100L101 132L99 133V135L101 136L102 138V143L101 146H103L104 150V153L107 154V156L105 157V159H101L100 157V154L99 156L97 155V157L94 155V150H95V144H97V142H99L98 140V137H97V133L93 134L92 136V141H91V151L90 152H84V150L82 151V147H83V143H84V138L86 136H83V137H77V138H80V140L78 141V146H76V148L74 150H72V144L75 142L74 140L72 139H69L65 142H62L61 141H51V142H47L48 139H47V136L51 139L53 137H60L62 134L64 133H69V135H71V137L74 135V134H79L81 133V131H83L85 129V127L87 126V122L89 121V124H88V127L94 125V122H97L95 121V107L94 105H96L97 103H94L95 99L98 98V91H94L92 87V85L90 84L91 81L94 80H98V79H95V75H93L95 78L92 77V75L88 74V71L86 73L84 66H81L79 63L81 61H83L80 56H79V51L78 53H74L71 55V53H51V51H49ZM82 52V51H80ZM90 52V51H89ZM134 52V51H133ZM136 52V51H135ZM242 50H240V54L242 56L243 53H241ZM245 52V51H244ZM42 53V52H40ZM87 53V51H86ZM92 53V52H90ZM137 53V52H136ZM143 53V52H142ZM148 53V52H147ZM157 53V52H155ZM229 53H230V50H229ZM3 54V56L5 55L4 53H1ZM0 54V55H1ZM12 54V53H11ZM14 54V53H13ZM93 54V53H92ZM129 54V53H128ZM132 54V53H131ZM160 54V52H159ZM162 54V52H161ZM199 54V53H198ZM197 56H200L198 55ZM232 54V53H231ZM36 55V54H35ZM81 55V53H80ZM85 55V54H84ZM94 55V54H93ZM122 55H125L123 54L122 52ZM127 55V54H126ZM133 55V54H132ZM205 55V54H204ZM216 55V54H214ZM244 55V54H243ZM254 55V53H253ZM7 56V55H6ZM16 57V55L14 54L13 57ZM82 56H83V53H82ZM129 55L126 56V58L128 57ZM165 56V55H164ZM192 56V55H191ZM202 54H201V58H202ZM206 56V55H205ZM205 56L202 58L204 59ZM245 56V55H244ZM14 57V58H15ZM87 57V56H86ZM85 57V58H86ZM131 57V56H129ZM169 57V56H168ZM215 57V56H213ZM212 57V59H213ZM0 58H2L0 56ZM5 58V57H4ZM3 58V60H4ZM84 58V56H83ZM89 58V57H88ZM95 58V57H94ZM94 58L92 60H94ZM121 58V57H120ZM164 58V57H162ZM166 58V57H165ZM216 58V57H215ZM215 58L213 60H215ZM218 58V57H217ZM216 58V59H217ZM218 58V59H219ZM251 58V57H250ZM132 59V60H133ZM201 59V60H202ZM208 59V58H207ZM227 59V58H226ZM6 60V58H5ZM86 60H88L86 58ZM205 60V59H204ZM202 60V61H204ZM221 61V59H219ZM8 61V60H7ZM31 61V62H33ZM85 61V59H84ZM89 61V60H88ZM86 61V62H88ZM96 61V59H95ZM126 61V60H125ZM143 61V60H141ZM208 61V60H207ZM206 61V62H207ZM245 61V60H244ZM243 61V62H244ZM6 62V61H4ZM3 62V63H4ZM94 62V61H93ZM157 62V61H156ZM214 62V61H213ZM242 62V63H243ZM83 63V62H82ZM128 63H131V62H128ZM152 63V62H150ZM164 63V62H163ZM241 63V62H239ZM241 63V64H242ZM2 64L1 62V59H0V65ZM6 64V63H5ZM85 64V63H84ZM123 64V63H122ZM149 64V63H148ZM154 64V63H153ZM157 64V63H156ZM162 64V63H161ZM210 64V63H209ZM212 64V63H211ZM91 65H94L96 66L95 64H91ZM105 65V64H104ZM120 65V64H119ZM131 65V64H129ZM159 65V64H157ZM224 65V67H223ZM226 65V66H225ZM2 66V65H1ZM5 66V65H4ZM34 66V65H32ZM89 66V65H88ZM87 66V67H88ZM94 66L93 69H94ZM123 66V65H122ZM125 66V65H124ZM127 66V65H126ZM160 66V65H159ZM164 66V65H162ZM258 66V65H257ZM255 66V67H257ZM83 67V68H82ZM91 67V68H92ZM125 68V67H124ZM153 68V67H152ZM156 68L157 70V66L155 67L154 65V69ZM162 68V67H161ZM87 69V68H86ZM89 69V67H88ZM87 69V70H88ZM123 69V68H122ZM165 69V68H163ZM234 69V68H233ZM238 69V67H237ZM119 70H121L120 68H118V72ZM140 70V71H139ZM149 70V69H148ZM167 70V69H166ZM93 72H95L94 70H92ZM142 71H145V70H142ZM152 71V70H150ZM148 71V72H150ZM162 71V69L160 70ZM1 72V70H0ZM24 72V71H23ZM22 72V74H23ZM140 72H141V75H140ZM147 72V71H146ZM154 72V71H153ZM159 72V71H158ZM156 72V74L158 73ZM165 71H163L162 73H164ZM190 72H191V69H190ZM113 73H116V72H113ZM121 73V72H120ZM257 73V72H256ZM256 73H254L253 75H250V79L251 80L250 82H253L257 83L259 82L257 76H256ZM92 74V73H91ZM101 74V73H100ZM144 74V73H143ZM151 74V73H150ZM183 74V73H182ZM186 74H189V73H186ZM193 73L191 72L190 75H192ZM207 74V76H206ZM212 74V73H211ZM3 75V74H2ZM17 75V74H16ZM145 75V74H144ZM159 75V73H158ZM157 75V78L160 77ZM161 75V74H160ZM173 75V74H172ZM171 75V76H172ZM196 75V74H195ZM196 75V76H197ZM229 75V74H228ZM20 76V75H19ZM23 75H21V79H24L25 75L22 77ZM147 76V75H146ZM155 76V75H154ZM177 76V75H176ZM187 76V75H186ZM185 76V77H186ZM225 76V77H224ZM13 77H15L13 75ZM121 77V76H120ZM149 77V76H148ZM181 77V76H180ZM183 77V78H185ZM221 77V78H220ZM93 78V79H92ZM152 78H154L153 76L149 77L150 80H152ZM171 78V77H170ZM175 78V76H174ZM177 78V77H176ZM175 78V79H176ZM191 79H195L194 77H190ZM210 78V76H209ZM249 78V77H248ZM20 79V80H21ZM27 79V78H25ZM145 79V78H144ZM148 79V78H147ZM149 79L147 81H149ZM187 78H185V81H186ZM8 80V79H7ZM89 81V85H85L86 82ZM120 80V79H119ZM155 80V79H154ZM172 80V79H171ZM174 80V79H173ZM248 80V81H249ZM22 81V80H21ZM94 81V83L96 82ZM118 81V79H117ZM167 81V79H166ZM193 81V82H192ZM232 81V80H231ZM10 82V81H9ZM16 82V81H15ZM114 82V81H113ZM151 82V81H150ZM155 82V81H154ZM164 83H167L165 81H163ZM170 82V80H169ZM216 82V81H215ZM29 83V84H28ZM136 83V85H134ZM143 83V82H142ZM148 83V82H146ZM145 83L144 86H147ZM173 83V82H172ZM241 83H243L241 81ZM255 83V84H256ZM5 84V82H4ZM3 84V85H4ZM32 84V85H31ZM93 84V83H92ZM150 84V83H148ZM156 84V83H155ZM158 84H161L158 82ZM185 84V82H184ZM245 85V83H243ZM26 85V84H25ZM31 85V86H30ZM95 87H96V84H94ZM134 85V86H133ZM154 85V83H153ZM163 85V84H162ZM222 85V84H221ZM242 85V84H241ZM243 85V86H244ZM7 86V85H5ZM10 86H11V83H10ZM109 86V85H108ZM149 86V85H148ZM157 87H152V92L154 94V90H156L158 87V85L156 84ZM166 86V85H165ZM173 86V85H171ZM170 86V87H171ZM12 87V86H11ZM24 87V86H23ZM26 87V86H25ZM94 87V86H93ZM163 87V86H162ZM169 87V85H168ZM167 87V88H168ZM195 89L193 93H191L193 90L192 89ZM217 87V86H215ZM220 87V86H219ZM218 87V88H219ZM8 88V87H7ZM14 88V86H13ZM16 88V89H17ZM113 88V87H112ZM145 88V87H144ZM150 88V87H149ZM179 91H178V89ZM221 88V87H220ZM219 88V89H220ZM24 89V88H23ZM99 89V88H98ZM126 89V88H125ZM161 89V88H159ZM158 89V91H159ZM164 90L167 91V89H165V87L163 88ZM185 89V88H184ZM112 90V89H111ZM143 90H146L143 89ZM258 90V89H257ZM11 91V90H9ZM15 91V90H14ZM10 92V94H1L2 95V100L0 101V109L3 107V109L1 110L0 112V117L4 116V122H2L4 125H10L12 122L14 121H18L19 124L22 123V121L19 119V115L17 116L16 114V109L20 106V104L18 105L16 103V97H18V91L16 92ZM32 91V92H30ZM148 91V90H147ZM151 90L149 89V92ZM157 91V90H156ZM173 91V89H172ZM262 91V92H261ZM22 92V91H21ZM100 92V91H99ZM110 92V90L108 89V91H106L104 94V96L108 95ZM142 92V91H141ZM161 92V91H160ZM159 92V93H160ZM163 92V91H162ZM186 92V90L184 91ZM258 92V91H257ZM4 93V92H3ZM102 93V92H101ZM148 93V92H147ZM146 93V95L148 96V94ZM151 93H149L151 95ZM156 93V92H155ZM252 93V92H250ZM144 94V93H142ZM152 94V95H153ZM158 94V93H157ZM214 94V93H213ZM246 94V93H245ZM249 94V93H248ZM253 94V93H252ZM101 95V94H100ZM99 95V96H100ZM132 95V96H133ZM151 95V97H152ZM155 95V94H154ZM159 95V94H158ZM191 96V100L190 98L188 100H190L189 102L187 103H184L185 100L188 98H185L184 96ZM250 95V94H249ZM119 96V95H118ZM129 96V94H128ZM135 97V96H133ZM157 95H155L154 97L156 98ZM165 96V95H164ZM171 96V95H170ZM210 96V95H209ZM246 96V95H245ZM253 96V95H252ZM254 96H256L255 98H257V100L255 102H258V103H262L264 102V87H261L259 89V93L258 94H254ZM253 96V98H254ZM27 97V98H28ZM109 97V96H108ZM150 97V96H149ZM26 98V97H25ZM104 98V97H103ZM102 98V99H103ZM107 98V97H106ZM126 99H131V98H128V97H125ZM125 98L123 100H125ZM147 98V97H146ZM193 98V99H192ZM119 99V98H118ZM117 99V100H118ZM145 99V98H144ZM169 99V98H168ZM252 99V98H251ZM23 100V99H22ZM108 100V99H106ZM18 101V100H17ZM21 101V100H20ZM28 101V102H29ZM144 101V100H143ZM155 101V100H154ZM205 101V100H204ZM247 101V99H246ZM120 101L118 100V103ZM123 103V101H121ZM125 102V101H124ZM177 103L178 102L180 103L179 105L181 104H184V106H186V111L185 113L183 112H172L173 109H174V103ZM103 103V102H102ZM117 103V102H116ZM114 104L116 105L115 107H117V104ZM121 103V104H122ZM199 103V102H198ZM242 103V102H241ZM254 103V102H253ZM28 104V103H27ZM37 104V105H36ZM104 104V103H103ZM120 104V105H121ZM124 104V103H123ZM122 104V105H123ZM150 104V103H149ZM203 104V103H202ZM245 104V103H244ZM163 105V106H161ZM239 105V104H238ZM237 105V106H238ZM101 106V105H100ZM100 106H97V107H100ZM119 106V105H118ZM149 106V107H148ZM199 106V105H198ZM110 107V106H109ZM120 107V106H119ZM126 107V106H125ZM124 107V108H125ZM131 107V106H130ZM180 107V106H179ZM260 107V106H259ZM108 108V107H107ZM182 108V107H181ZM185 108V107H184ZM255 108V107H254ZM36 109V108H35ZM98 109V108H96ZM110 109V108H109ZM119 109H122V108H119ZM178 109V108H177ZM253 109V108H252ZM260 109V108H259ZM257 109V110H259ZM26 110V109H25ZM106 110V109H105ZM184 110V109H183ZM239 110V109H238ZM243 110V109H241ZM255 110V109H254ZM99 111V110H98ZM120 111V110H119ZM252 111V110H251ZM104 112V110L102 111ZM110 112V111H109ZM132 112V111H131ZM240 112V111H239ZM238 112V113H239ZM257 112V111H255ZM23 113V112H22ZM100 113V112H99ZM127 113V109H122L121 111V115H119V113H117L119 116H122ZM242 113V112H240ZM239 113V114H240ZM19 114H20V111H19ZM114 117L116 116V113H114ZM187 114V115H185ZM195 114V113H194ZM205 114V115H204ZM237 114V116H236ZM244 114V112H243ZM242 114V115H243ZM105 115V114H104ZM107 115H109L107 113ZM111 115H113V111L111 113ZM117 115V116H118ZM186 116L187 118L184 119V121L182 122V116ZM193 115V114H192ZM256 115V114H255ZM98 116V115H97ZM197 116V115H196ZM210 116H211V120H210ZM31 117V116H30ZM106 117H109V116H106ZM112 117V116H111ZM180 117V118H178ZM21 118H22V114H21ZM206 118V119H207ZM90 119V120H88ZM103 119V118H102ZM113 119V118H112ZM122 119V118H121ZM192 119V118H191ZM24 120V119H23ZM98 121L101 120L100 119H97ZM114 121V120H113ZM100 122V121H99ZM102 122V123H103ZM239 122V123H238ZM15 123V122H14ZM98 123V122H97ZM95 123V124H97ZM26 124V125H25ZM114 123H112L113 125ZM117 124V123H116ZM254 126H257L258 125V128L257 129H261L264 128V119L262 120H257L254 122ZM12 125V124H11ZM14 125V124H13ZM18 125V124H17ZM16 125V126H17ZM22 125V126H23ZM99 125V123L97 124ZM102 125V124H101ZM104 125V124H103ZM111 125V126H112ZM115 125V124H114ZM127 126V125H126ZM15 127V126H14ZM19 127V126H18ZM23 127V128H24ZM93 127V126H92ZM91 127V128H92ZM97 127V126H96ZM101 127V126H100ZM121 127V126H120ZM24 128V129H25ZM103 128V127H102ZM135 128L136 132H138L140 129L141 131L138 132L140 135L138 137H136L135 139H137V143L135 146H132L130 144L129 146V142H126L125 141V136L128 132V130H131ZM248 128V127H247ZM255 128V129H256ZM119 129V128H118ZM18 129H16L15 132H17ZM86 130V129H85ZM90 130V128L88 129ZM87 131H84V133L86 134ZM93 130V129H92ZM264 130V129H263ZM25 131V130H23ZM27 131V130H26ZM91 131V130H90ZM99 131V130H98ZM132 131V130H131ZM130 131V132H131ZM262 131V129H261ZM12 132V131H11ZM22 132V131H21ZM96 132V131H95ZM158 132V130H157ZM237 132V131H235ZM20 133V132H18ZM27 133V132H26ZM28 133V134H29ZM83 133V134H84ZM229 133V132H228ZM255 133V132H254ZM17 134V133H16ZM88 134V133H87ZM231 134V132L229 133V135ZM81 135V134H80ZM132 135V134H131ZM227 135V134H226ZM26 136V135H25ZM79 136V135H78ZM223 136V135H222ZM232 136V134L230 135ZM68 137V136H67ZM89 137V136H88ZM221 137V136H220ZM228 137V136H227ZM18 138V137H17ZM16 138V139H17ZM23 138V137H22ZM25 138V137H24ZM23 138V140L19 139H15L17 142H15V145L13 143L8 144L9 147L11 148L10 150H5L7 154L11 153H17L19 155L13 157V162L12 164H8V166L10 165V167L7 169L6 172H10L11 175H14L16 173V170L19 169V166L16 167V164L17 162H20L21 161V158H24L25 156L27 157V154H30V150L29 148L27 149L26 146L24 147L23 144H24V141L25 139ZM54 138V139H56ZM70 138V136H69ZM128 138V137H127ZM194 138V137H193ZM242 138V137H241ZM134 139V141H135ZM223 140V139H222ZM14 141V140H13ZM64 141V140H63ZM88 141V140H87ZM128 141V140H127ZM133 141V139H132ZM188 141V140H186ZM11 142V141H10ZM101 142V141H100ZM173 142H177V146L175 147V149H172L171 150V145ZM224 142V141H223ZM38 144V145H37ZM88 144V143H87ZM90 144V142H89ZM134 144V143H133ZM171 144V145H170ZM174 144V143H173ZM184 144V145H183ZM6 145V146H8ZM34 145V146H35ZM157 145V144H156ZM159 145V144H158ZM170 145V146H169ZM176 145V144H175ZM186 145V146H185ZM218 145V144H217ZM90 146V145H89ZM132 147H135L136 149H138L137 152L133 153V154H130L129 152H126V153H122L120 155H117L116 153H118L117 151H121V152H124V151H128L126 150V148H131ZM29 147V146H27ZM31 147V146H30ZM36 147H34L36 149ZM88 147V146H87ZM226 147V143H220V147L219 149L220 150H223V148ZM227 147H229L227 145ZM156 148V149H157ZM173 148V147H172ZM190 148V147H189ZM89 149V148H88ZM100 149V148H99ZM154 149V148H153ZM195 149V148H194ZM98 150V149H97ZM158 150V151H159ZM218 150V149H217ZM2 151V150H1ZM0 151V152H1ZM29 151V152H28ZM60 151H62L60 153ZM102 151V150H101ZM100 151V152H101ZM150 151V150H149ZM192 151V150H191ZM213 151V150H212ZM225 151V150H224ZM233 151V150H232ZM238 151V150H237ZM4 153V151H2ZM1 152V153H2ZM32 152V151H31ZM160 152V153H161ZM168 152V151H167ZM193 152V151H192ZM196 152V151H195ZM88 153V154H87ZM103 153V152H102ZM158 153V154H160ZM194 153V152H193ZM5 154V153H4ZM40 154V156H41ZM118 156L117 158H115V160H113V164L106 168L104 166V162L103 161H107V162H112V159H114V156ZM15 155V154H14ZM105 155V154H104ZM163 155H160L163 157ZM2 156V155H1ZM8 156V155H7ZM115 156V157H116ZM154 156V155H153ZM95 157L100 159V161L98 162V170L96 172H94V166L96 165L95 164ZM104 157V156H103ZM188 157V156H187ZM219 157V156H218ZM3 158V156H2ZM28 158V157H27ZM165 158V157H164ZM229 158V157H228ZM231 158V157H230ZM6 159V158H5ZM26 159V158H25ZM97 159V160H98ZM188 159V158H187ZM194 159V158H193ZM1 160V159H0ZM23 160V159H22ZM33 160V159H32ZM63 160H65V162L63 163ZM102 160V162H101ZM2 161V160H1ZM5 161V160H4ZM6 161H9V160H6ZM11 161V160H10ZM237 161V160H236ZM24 162V161H23ZM107 162L105 164H107ZM147 162V163H148ZM235 162V160H234ZM238 162V161H237ZM235 162V164L237 163ZM255 163V162H254ZM7 164L5 165V162H0V168H4L6 170L7 167ZM181 164H183L181 166ZM202 164V165H200ZM240 164V162H239ZM150 165V164H149ZM191 167L192 169V173L193 176H195V174H197L198 176H196L197 178L199 177H202L201 179L206 181V184L204 183H199L198 184V181L194 180V179H197L196 177L192 179V176H191V180L188 179L189 178V175L187 174V171H186V168L187 167ZM21 166V165H20ZM152 166V164H151ZM149 166V169L151 171V169L153 167ZM11 168V169H10ZM165 168V167H164ZM3 169V170H4ZM2 170V171H3ZM148 170V166L144 165V166H138L137 164H134V165H131L130 166V175L128 178H132V177H135L136 175H139V174H143L144 172H146ZM236 170V169H234ZM149 171V172H150ZM168 172V173H167ZM190 173V172H189ZM4 174V173H3ZM165 174V173H164ZM191 174V175H192ZM253 174V173H252ZM5 175V174H4ZM9 175V173H8ZM0 177H3L2 175H0ZM5 178V176L3 177ZM12 178H15V177H12ZM137 178V177H136ZM7 179V178H6ZM16 179H19V178H16ZM161 179V178H160ZM159 179V180H160ZM13 180V179H12ZM15 180V179H14ZM13 180V181H14ZM21 180V179H20ZM87 180V181H86ZM157 180V179H156ZM158 180V181H159ZM198 180V179H197ZM200 180V179H199ZM5 181V180H4ZM3 181V182H4ZM154 181V180H153ZM164 181V180H163ZM2 182V181H1ZM212 182V183H213ZM5 183V182H4ZM6 183H7V180H6ZM147 183V182H146ZM1 184V183H0ZM103 185V183H101ZM148 184V183H147ZM150 184V182H149ZM8 185V184H7ZM7 185L5 184V187H1L3 189L0 188V199H2L3 197H1L3 195V193L5 191H7ZM144 185V184H143ZM154 185V183H153ZM209 185V184H208ZM212 185V184H211ZM215 185V184H213ZM4 186V185H3ZM103 187V186H102ZM148 187V186H147ZM105 188V186H104ZM145 188V187H144ZM155 188V186H154ZM153 187L151 188H148L149 191H152ZM226 189V188H225ZM138 190V189H137ZM140 190V189H139ZM103 191V190H102ZM156 191V190H155ZM6 193V192H5ZM4 193V195H5ZM106 193V192H105ZM151 194V192H149ZM219 193V192H218ZM2 194V195H1ZM112 194V193H111ZM124 194V193H123ZM133 194V193H132ZM139 194V193H138ZM142 194V193H141ZM147 194V193H146ZM155 194V193H154ZM189 194V195H188ZM140 195V194H139ZM195 195V194H193ZM192 195V196H193ZM119 196V195H118ZM141 196V195H140ZM147 196V195H146ZM153 196V195H152ZM216 196V195H215ZM115 197V196H114ZM136 197V196H135ZM139 197V196H138ZM171 197V198H170ZM121 198V197H120ZM141 198V197H140ZM145 198V197H144ZM151 199L153 197H150ZM197 198V196H196ZM111 199L113 200V198L111 197ZM116 199V198H115ZM114 199V200H115ZM126 199V198H125ZM135 199V198H134ZM147 199V198H146ZM160 199V198H159ZM110 200V198H109ZM124 200V199H123ZM127 200V199H126ZM145 200V199H144ZM143 200V201H144ZM150 200V199H149ZM212 200L214 201V198H212ZM2 201V200H1ZM5 201V200H4ZM7 201V200H6ZM129 201H132V200H129ZM135 201V200H134ZM152 201H156L157 200H154L152 199ZM166 201V202H167ZM126 202V201H125ZM165 202V203H166ZM235 202V201H234ZM140 203V202H139ZM213 204V202H211ZM115 204V203H114ZM119 204V203H118ZM123 204V203H122ZM147 204V203H146ZM167 204V203H166ZM174 204V203H173ZM11 205V203H10ZM153 205V203L151 204ZM170 205V204H169ZM114 206V205H113ZM119 206V205H118ZM125 206V205H124ZM165 206V205H164ZM222 206V205H221ZM224 206V205H223ZM1 207V206H0ZM126 207V206H125ZM129 207V206H128ZM132 207V206H131ZM131 207H129V209H131ZM2 208V207H1ZM10 208V207H9ZM173 208V207H172ZM171 208V209H172ZM218 208V207H217ZM220 209V208H219ZM105 210V209H104ZM103 210V211H104ZM7 211V210H6ZM102 211V212H103ZM108 211V210H106ZM105 211V212H106ZM110 211V210H109ZM113 211V210H112ZM122 211V210H121ZM132 211V210H131ZM222 211V210H221ZM99 212V211H98ZM97 212V213H98ZM101 212V211H100ZM91 214V215H90ZM94 214V215H93ZM103 214V213H101ZM174 214V213H173ZM108 215V214H107ZM177 215V214H176ZM183 215V214H182ZM214 215V214H213ZM82 216V217H83ZM110 216V215H109ZM224 216V215H223ZM103 217V216H102ZM178 217V216H177ZM223 218V217H222ZM4 219V218H3ZM224 219V218H223ZM15 220V221H14ZM93 220V219H92ZM94 221V220H93ZM242 222V221H241ZM248 222V221H246ZM244 223V222H243ZM82 224H85V223H82ZM251 224V223H250ZM80 225V226H79ZM244 225V224H243ZM79 226V227H77ZM84 226V225H82ZM123 226V225H122ZM136 226V225H135ZM222 226V224H221ZM87 227V226H86ZM237 227V226H236ZM126 228V227H125ZM243 228V227H242ZM248 228V227H247ZM122 229V228H121ZM130 229V230H129ZM96 230V229H95ZM118 230V229H117ZM250 230V229H249ZM123 231V230H122ZM83 232V233H82ZM88 232V230L86 231ZM125 232V231H124ZM211 232V231H210ZM251 232H253L252 230L250 232L247 231V229L243 228V229H240L239 230H236V234L238 235V237H240L241 239L243 240H248L250 241L251 243L254 244H258L260 242H263L262 243V246L259 248V252L258 254H260V258H261V255L264 256V231H262L260 234H257V235H253L251 234ZM91 233V232H90ZM94 234V233H93ZM204 234H206L207 236H205ZM114 236V235H113ZM211 237V235H210ZM121 238H122V235H121ZM191 239H193V241H191ZM117 240V239H116ZM204 240V242L206 241ZM214 240V241H212ZM109 241V240H108ZM127 241V242H128ZM210 241H212V243L214 244L215 243V239H211ZM218 241V240H217ZM197 242V241H196ZM195 242V243H196ZM211 243V244H212ZM166 245V247H167ZM191 245V244H190ZM197 245V244H196ZM261 245V244H260ZM259 245V246H260ZM115 248H113V247ZM135 246V247H136ZM188 246V245H187ZM133 247V246H132ZM170 247V246H169ZM172 247V245H171ZM114 249V251H112V249ZM195 248V247H194ZM200 248V247H199ZM132 248H128V250ZM258 249V248H257ZM129 250V251H131ZM133 251V250H132ZM144 251V250H143ZM162 251V250H160ZM180 251V250H179ZM186 251V250H185ZM155 252V251H154ZM189 252V251H188ZM126 253V252H125ZM139 253V252H138ZM144 253V252H143ZM191 253V252H190ZM39 254V256H38ZM163 254V253H162ZM120 255V256H119ZM125 255V254H124ZM123 255V256H124ZM128 256H134V255H129V253L127 254ZM125 255L124 258H127ZM138 255V254H137ZM46 256V255H45ZM120 257V259H121ZM139 257V256H138ZM123 258V257H122ZM7 260V259H6ZM54 260V259H53ZM69 260V262H70ZM98 260V261H99ZM128 260V259H127ZM68 261V260H67ZM75 261V262H76ZM17 262V261H16ZM68 262V263H69ZM105 262H107V259L106 261H104L102 264H105ZM73 263V262H72ZM109 263V261L107 262ZM111 263V262H110ZM109 263V264H110ZM117 263V262H116ZM7 264H11L10 262H8ZM74 264V263H73Z\"/></svg>",
    "mask_w": 264,
    "mask_h": 264
}]
</instances>
